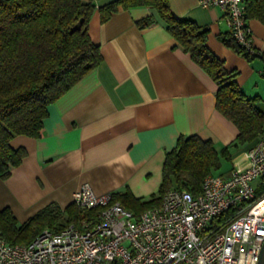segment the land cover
Returning <instances> with one entry per match:
<instances>
[{
  "label": "crops",
  "instance_id": "obj_1",
  "mask_svg": "<svg viewBox=\"0 0 264 264\" xmlns=\"http://www.w3.org/2000/svg\"><path fill=\"white\" fill-rule=\"evenodd\" d=\"M169 6L176 17L208 28V48L226 69L238 71V86L256 96L264 112V57L248 61L220 41L229 30L224 11L198 0H169ZM148 15L152 23L139 27L137 20ZM248 25L253 46L264 54V23L249 18ZM88 33L101 61L48 106L38 137L18 135L11 141L26 155L7 177L0 176V208L8 206L19 223L50 203L65 207L82 183L97 193L129 190L145 197L159 187L165 153L180 135L210 139L220 149L238 133L215 107V81L153 8H119L106 20L96 8ZM257 138L230 147L216 174L245 166V150Z\"/></svg>",
  "mask_w": 264,
  "mask_h": 264
},
{
  "label": "trees",
  "instance_id": "obj_2",
  "mask_svg": "<svg viewBox=\"0 0 264 264\" xmlns=\"http://www.w3.org/2000/svg\"><path fill=\"white\" fill-rule=\"evenodd\" d=\"M0 0V176L7 177L21 163L26 150L14 147L18 135L38 137L48 106L101 61L99 46L88 33V22L98 8L106 20L119 8L149 6L163 21L168 33L215 81V107L238 129L236 137L217 149L210 139L180 135L165 153L158 194L150 199L135 197L129 190L115 191L112 200L139 214L158 205L170 188L201 191L203 178L229 158V148L238 147L264 132V112L257 97L246 96L236 82L238 71L228 70L206 44L208 28L176 17L169 0ZM245 17L264 23V0H244ZM153 15L137 20L139 27L152 23ZM220 41L250 61L264 57L254 46L241 45L231 29L219 35ZM264 191V178L258 182ZM81 216L73 202L61 208L48 204L19 223L12 210L0 208V233L10 243L30 241L44 228L59 231Z\"/></svg>",
  "mask_w": 264,
  "mask_h": 264
},
{
  "label": "built area",
  "instance_id": "obj_3",
  "mask_svg": "<svg viewBox=\"0 0 264 264\" xmlns=\"http://www.w3.org/2000/svg\"><path fill=\"white\" fill-rule=\"evenodd\" d=\"M198 1L220 7L236 40L255 51L244 0ZM244 155L245 166L207 174L198 194L170 188L139 214L82 183L72 200L81 209L77 221L25 243L0 233V264H258L264 191L254 182L264 178V132Z\"/></svg>",
  "mask_w": 264,
  "mask_h": 264
},
{
  "label": "rangeland",
  "instance_id": "obj_4",
  "mask_svg": "<svg viewBox=\"0 0 264 264\" xmlns=\"http://www.w3.org/2000/svg\"><path fill=\"white\" fill-rule=\"evenodd\" d=\"M223 164H224V166H226L227 163H223ZM221 170L222 169H221V165H220V167H218L217 169L216 168L214 169L215 174H216V172H219ZM254 183H255V185H258V181H255ZM158 189H159V187L158 188H155L148 195H146L145 197H142L141 199L142 200H147V199L152 198L153 196H156L158 194Z\"/></svg>",
  "mask_w": 264,
  "mask_h": 264
},
{
  "label": "water",
  "instance_id": "obj_5",
  "mask_svg": "<svg viewBox=\"0 0 264 264\" xmlns=\"http://www.w3.org/2000/svg\"><path fill=\"white\" fill-rule=\"evenodd\" d=\"M258 264H264V242H262Z\"/></svg>",
  "mask_w": 264,
  "mask_h": 264
}]
</instances>
